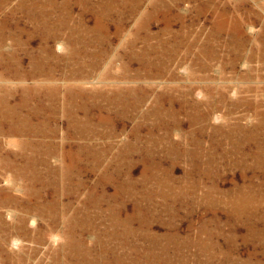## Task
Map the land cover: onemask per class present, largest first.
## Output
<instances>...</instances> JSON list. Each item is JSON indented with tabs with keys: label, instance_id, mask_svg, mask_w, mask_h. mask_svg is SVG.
I'll use <instances>...</instances> for the list:
<instances>
[{
	"label": "rangeland",
	"instance_id": "1",
	"mask_svg": "<svg viewBox=\"0 0 264 264\" xmlns=\"http://www.w3.org/2000/svg\"><path fill=\"white\" fill-rule=\"evenodd\" d=\"M0 264H264V0H0Z\"/></svg>",
	"mask_w": 264,
	"mask_h": 264
}]
</instances>
